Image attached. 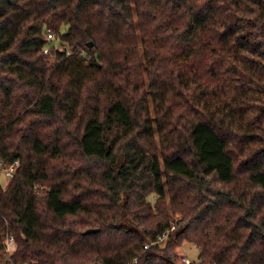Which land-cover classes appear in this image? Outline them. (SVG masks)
Instances as JSON below:
<instances>
[{"label":"trees","instance_id":"obj_1","mask_svg":"<svg viewBox=\"0 0 264 264\" xmlns=\"http://www.w3.org/2000/svg\"><path fill=\"white\" fill-rule=\"evenodd\" d=\"M16 160L0 264H264V0H0Z\"/></svg>","mask_w":264,"mask_h":264},{"label":"built area","instance_id":"obj_2","mask_svg":"<svg viewBox=\"0 0 264 264\" xmlns=\"http://www.w3.org/2000/svg\"><path fill=\"white\" fill-rule=\"evenodd\" d=\"M47 35H48V38L51 39V40H56L57 37L56 35L51 32V31H47ZM57 46V45H55ZM58 47V46H57ZM61 50H66V52L68 54H70L71 52L64 48V47H61ZM47 52V51H45ZM19 164V161L16 160L6 166L3 165L2 162H0V173L8 178V179H12V177L14 176V173L16 172V169H17V166ZM175 226L176 225H173L170 229H168L165 233L161 234L158 236V239H157V242L158 243H165L166 240L168 239V236L169 234L175 229ZM150 246V244H146V247L148 248ZM16 248V243L14 241V238L12 236H10L7 241H6V252L7 254L11 255L14 250ZM200 263V259L198 258L196 261H192L190 260V258L186 255H181V258H180V264H199Z\"/></svg>","mask_w":264,"mask_h":264},{"label":"rangeland","instance_id":"obj_3","mask_svg":"<svg viewBox=\"0 0 264 264\" xmlns=\"http://www.w3.org/2000/svg\"><path fill=\"white\" fill-rule=\"evenodd\" d=\"M57 45L60 46V42L59 39L53 40L52 43H50L49 45L46 46L45 51L50 52L52 46ZM11 179H8L6 177H4L1 173H0V182L6 186ZM178 218L180 217V215L177 216ZM177 251L179 253L178 256V264H180V258L181 255H186L190 258V260L192 261H196L199 258V249L197 248V246L195 244H192L190 242H185L182 246L177 248Z\"/></svg>","mask_w":264,"mask_h":264},{"label":"water","instance_id":"obj_4","mask_svg":"<svg viewBox=\"0 0 264 264\" xmlns=\"http://www.w3.org/2000/svg\"><path fill=\"white\" fill-rule=\"evenodd\" d=\"M89 45L91 46L92 44L89 43ZM93 231H96L95 229H88L86 232H93Z\"/></svg>","mask_w":264,"mask_h":264}]
</instances>
